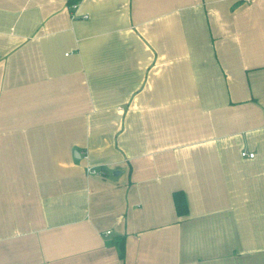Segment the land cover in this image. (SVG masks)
<instances>
[{
	"label": "crops",
	"instance_id": "0c3cea01",
	"mask_svg": "<svg viewBox=\"0 0 264 264\" xmlns=\"http://www.w3.org/2000/svg\"><path fill=\"white\" fill-rule=\"evenodd\" d=\"M0 264H264V0H0Z\"/></svg>",
	"mask_w": 264,
	"mask_h": 264
},
{
	"label": "trees",
	"instance_id": "16d2710c",
	"mask_svg": "<svg viewBox=\"0 0 264 264\" xmlns=\"http://www.w3.org/2000/svg\"><path fill=\"white\" fill-rule=\"evenodd\" d=\"M173 201L178 215L183 216L188 213L187 201L182 191L173 193Z\"/></svg>",
	"mask_w": 264,
	"mask_h": 264
},
{
	"label": "built area",
	"instance_id": "2783aa9c",
	"mask_svg": "<svg viewBox=\"0 0 264 264\" xmlns=\"http://www.w3.org/2000/svg\"><path fill=\"white\" fill-rule=\"evenodd\" d=\"M247 1H250V0H247ZM86 17H87V16H85V18H86ZM242 156H243V157L253 158V157L255 156V154H254V153H251V152H246V151H244V152L242 153ZM85 158L87 159L88 156L85 155ZM86 172H87V174H91V175H94V174L102 175V174H103L102 171L97 170L95 167H92V166H88V167L86 168ZM108 233H109V232H108Z\"/></svg>",
	"mask_w": 264,
	"mask_h": 264
}]
</instances>
